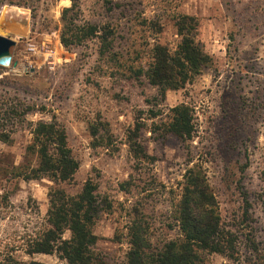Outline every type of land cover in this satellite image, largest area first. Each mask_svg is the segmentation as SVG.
Returning a JSON list of instances; mask_svg holds the SVG:
<instances>
[{"label":"rangeland","instance_id":"374dc122","mask_svg":"<svg viewBox=\"0 0 264 264\" xmlns=\"http://www.w3.org/2000/svg\"><path fill=\"white\" fill-rule=\"evenodd\" d=\"M76 5L78 25L95 23L110 31L104 48L101 30L79 46L61 42L67 53L57 47L52 69L41 64V55L31 71L26 43L50 40L55 47L62 10L71 1L0 0L1 30L15 41L11 62L0 64V101L20 103L27 111L11 141L0 140V264H9V258L15 264H66L55 254L27 255L24 243L45 225L49 189L73 195L88 177L109 203L93 226L95 251L105 264H126L127 226L134 218L146 222L149 240L160 247L179 236L174 211L184 174L194 165L205 174L224 222L238 223L236 259L208 253L206 264H264V0H77ZM178 14L196 18L195 39L211 61L184 88L162 94L135 71L147 69L154 44L176 49ZM59 55L68 60L60 62ZM180 103L194 109L189 139L165 132L170 109ZM52 114L65 125L79 162L73 180L57 186L47 178L12 177L13 166L31 158L34 163L25 156L30 124L48 122ZM97 121L108 124L111 145L91 144L88 125ZM136 123L138 140L153 161L132 156ZM244 208L249 226L242 221Z\"/></svg>","mask_w":264,"mask_h":264},{"label":"trees","instance_id":"16d2710c","mask_svg":"<svg viewBox=\"0 0 264 264\" xmlns=\"http://www.w3.org/2000/svg\"><path fill=\"white\" fill-rule=\"evenodd\" d=\"M61 14L62 29L60 39L67 48L79 46L84 40L98 36L100 28L95 23L77 24V0H70ZM196 18L178 14L175 19L180 41L172 52L156 43L151 49V60L147 69L138 68L135 73L144 75L150 85L166 90L184 88L203 68L211 57L195 39ZM103 48L110 31L101 30ZM105 44V45H104ZM102 52V51H101ZM27 111L20 103L0 101V140L11 141L25 121ZM100 120V119H99ZM141 125L136 123L130 133L129 147L135 160L153 161L138 140ZM93 146H109L112 134L106 122L97 121L88 125ZM195 131L194 109L180 103L170 109V118L165 124V132L179 138L189 139ZM31 140L26 146L27 160L13 166L10 172L14 178L24 181L49 179L59 186L69 183L79 168L68 142V134L63 123L56 121L54 114L48 122L30 124ZM29 157V158H28ZM48 208L42 230L26 239L24 252L33 254H55L66 264H105L95 251L98 237L93 226L103 210L109 208L106 199H101L97 182L88 177L80 191L69 194L63 188L51 187L47 193ZM8 199V195L3 197ZM249 218L248 208H244L243 222ZM179 236L166 240L160 247H153L147 236L148 225L142 218H134L127 226L128 250L126 264H206L208 253H218L228 259H236L239 252V235L234 229L238 223L227 224L222 217L218 201L210 189L206 176L199 166L189 167L184 174L180 199L174 211ZM250 221H248L249 226ZM241 224V223H240ZM247 226V222L245 224ZM240 228V227H239ZM70 231L68 238L64 237ZM253 241V240H252ZM257 247L255 246V253ZM9 264H15L9 258ZM7 264V263H3ZM24 264H47L30 260Z\"/></svg>","mask_w":264,"mask_h":264},{"label":"built area","instance_id":"2783aa9c","mask_svg":"<svg viewBox=\"0 0 264 264\" xmlns=\"http://www.w3.org/2000/svg\"><path fill=\"white\" fill-rule=\"evenodd\" d=\"M51 46H52V44L50 45V40H45L40 45H35L33 42L28 41V43H26V48L28 51H31L32 58L28 60V62L26 64V68L33 69L34 67H32V66L37 65L38 58L41 55H44V59L41 62V64L47 65L50 69H52L53 65L55 64L54 59L57 56V51H56L57 47L59 48L61 53H67V51H66L65 47L62 45V43L58 37L56 40L55 47H51ZM58 59L60 60V62L61 61L65 62L68 60L67 58L62 57L61 55H59ZM10 62H11V59H10L9 63Z\"/></svg>","mask_w":264,"mask_h":264},{"label":"water","instance_id":"95a60500","mask_svg":"<svg viewBox=\"0 0 264 264\" xmlns=\"http://www.w3.org/2000/svg\"><path fill=\"white\" fill-rule=\"evenodd\" d=\"M1 19L2 17L0 18V23ZM14 45L15 41L10 37L4 35L0 26V64H4V62L10 61L12 56V48ZM31 71H33V69Z\"/></svg>","mask_w":264,"mask_h":264},{"label":"bare ground","instance_id":"6f19581e","mask_svg":"<svg viewBox=\"0 0 264 264\" xmlns=\"http://www.w3.org/2000/svg\"><path fill=\"white\" fill-rule=\"evenodd\" d=\"M9 62H4V64L6 65V64H8Z\"/></svg>","mask_w":264,"mask_h":264}]
</instances>
